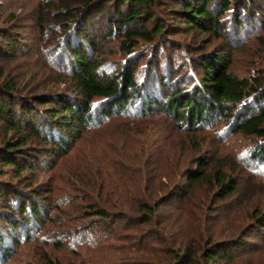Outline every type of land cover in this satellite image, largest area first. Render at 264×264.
I'll list each match as a JSON object with an SVG mask.
<instances>
[{"label": "rangeland", "instance_id": "374dc122", "mask_svg": "<svg viewBox=\"0 0 264 264\" xmlns=\"http://www.w3.org/2000/svg\"><path fill=\"white\" fill-rule=\"evenodd\" d=\"M59 1L0 0V30L3 36L15 39L18 48L14 59L0 56V85L18 82L15 89L29 96L69 92L70 77L68 73L66 78V72L71 71V66L68 71L63 67L57 69L50 63V58L65 54V41L70 40L71 31L68 28L69 33L65 34L64 27L58 28L57 20L52 18L53 11H41L46 8V3L57 4ZM68 1L74 8L81 4L78 0ZM174 1L155 0L150 15L156 20L145 18L121 29H117L115 17L109 15V3L102 12L94 14L89 20L92 24L89 30L91 42L97 48L92 60L102 65L98 72L111 75L129 64L133 65V76L138 80L153 62L160 61L158 55H161L177 73L180 72L179 78L184 79L187 72L200 78L197 63L217 57L228 64V72L233 77L245 79L249 84L258 83L260 89L264 88V0H243L247 10L239 25L234 21L240 9L237 0H233L231 9L221 19L222 25L211 34L185 29L178 14L180 7ZM214 3L209 7L211 13L219 10L218 1ZM159 25H163L164 30L155 37L154 43H144L140 34L144 30L153 32ZM126 33L135 34L132 38L137 42L134 57L126 56L122 50ZM5 40L0 41V46ZM243 107H229L226 120L215 116L213 127L194 136L180 135L176 126L164 117L154 118L155 133L148 139L152 143L158 140L157 144L153 145L146 137H138V142L150 146L146 148L148 157L141 163L148 172L147 183H161L175 190V197L165 209L166 226L164 229L156 225L143 226L139 231L123 229L119 225L121 229L116 238L110 237L113 228L103 227L99 219L84 215L91 200L83 189L84 175L89 173L85 174L83 170L97 167L101 157H107L111 167L136 168L127 157L131 154L126 148L128 143L121 138L122 124L127 120L111 119L107 126L81 134L69 149L53 146L58 153H52V147L42 143L40 138L29 135L26 129L20 132L9 129L0 117V193L13 197L12 204L21 200L26 204L24 215L16 206L14 211L15 218L21 215L25 222H18L14 232L0 228V236L3 235L5 240L0 249V264H169L167 260L185 251L183 248L176 252V247L169 243L176 239H184L188 242L184 245L197 252L209 240L211 243L220 241L226 246V241H237V237L240 247L229 251L230 260L223 264H264V163L252 157L258 147L264 146V143L259 145L264 139L236 130L237 116L243 112ZM23 109L25 112L26 105ZM18 114L12 118L13 123L18 122ZM18 141L23 142V146L17 148L16 156L22 163L25 159L31 160L27 169L21 166L20 174L4 166L2 161L6 151L16 148ZM186 142H189L188 150ZM201 159L208 163L205 169L208 173L219 169L237 185V192L221 199L213 184L188 188L186 173L197 170ZM181 192L186 194L183 200L177 196ZM31 205L37 208L36 218L29 213ZM247 210L254 216L249 221H246ZM257 220H261L262 227H257ZM27 221L28 226L24 224ZM157 233L168 243L153 241ZM137 237L145 238L150 244L128 243ZM3 250L7 254L2 258ZM195 261L203 264L200 258Z\"/></svg>", "mask_w": 264, "mask_h": 264}, {"label": "trees", "instance_id": "16d2710c", "mask_svg": "<svg viewBox=\"0 0 264 264\" xmlns=\"http://www.w3.org/2000/svg\"><path fill=\"white\" fill-rule=\"evenodd\" d=\"M78 1L81 4L77 8L69 4L68 0H60L57 4L48 2L45 4L46 8L41 9L44 13L53 11L52 18L57 20L58 28H65L66 31L63 30L65 34L71 31L70 40L65 41L63 49L65 54L61 57L55 54L50 58V63H54L57 69L63 67L68 71V66H71V71L66 72V78L68 79V73L70 77L69 92L63 91L56 94L43 92L29 96L24 95L22 90L15 89L18 82L9 81L0 85V117L4 118L9 129L17 132L26 129L29 135L40 138L42 143L52 147V153H58L53 146L64 150L69 149L75 140L80 139L81 134L105 127L111 119L127 120L122 124L121 138L128 143L126 148L131 154L127 157L136 168L111 167L107 163L108 158L101 157V163H98L97 167L83 170V173H89L84 175L86 180L83 182V189L89 193L88 199L91 200L86 206L87 210H84V215L87 218L99 219L103 227L113 228L110 234L113 238L118 236L121 229L118 228L119 225L123 229H139V231H142L143 226L153 225L164 229L165 209L170 206L171 200L175 197L173 194L175 190L161 183H147L148 172L141 163L148 157L146 148L150 146L138 140L146 137L150 141L148 137L155 133V117L161 116L169 120L176 126L180 135L194 136L207 127H213L215 116H221L226 120L230 112L228 108L239 106L244 107L243 112L237 116L239 120L235 124L236 130L259 140L264 139V88L260 89L258 83L249 84L245 79L233 77L228 72V64L217 57H210L197 63L201 72L200 78L190 72L185 74L184 79L179 78L177 75L180 72L177 73L176 68L157 53L160 61L153 62L149 69L139 75L138 80L133 76L135 70L133 65L129 64L111 75L98 72L102 65L97 63V60H92L93 52H96L97 48L91 42L89 29L92 24L89 20L94 14L102 12V8L109 3V15L115 17L114 21L119 25L117 29L130 27L136 21L149 17V21H154L156 18L154 15L151 16L150 12L155 0ZM217 1L219 10L214 13L209 11V7L215 5V0H175L174 2L180 7L178 14L184 21L185 29L211 34L216 33L222 25L221 19L231 9L233 0ZM237 2L240 12L236 14L234 22L239 25L247 9L243 0H237ZM42 22L45 23V20ZM162 30H164L163 25L156 26L153 32L144 30L140 34L141 40L146 44L154 43L155 37H158ZM115 32H109L108 36H112ZM134 36L133 33H126L123 36L121 47L126 56L134 57L136 54L133 50L137 45V42L132 39ZM10 38V36H3L0 30V41L7 39L0 46V56L5 59H14L18 53L15 39ZM25 105L26 109L23 112ZM17 113H19L18 122L15 123L17 125L21 123V126L12 122V118ZM157 141L150 142L155 145ZM27 142L26 139L25 143ZM263 143L264 140L259 141V145ZM188 145L189 142H186L187 150L190 149ZM21 146L23 142L18 141L16 148L7 150V155L2 160L4 166L15 170L18 174L23 171L21 166L27 169L31 163V160L26 159L22 163L21 158L16 156L17 148ZM194 150L198 149L192 151ZM252 157L264 163V146L258 147ZM208 166V163L201 159L197 170L186 173L188 188L191 189L200 184H213L218 189V196L221 199L237 192V185H234L231 179L228 180L219 169L208 173L205 170ZM155 174H158V170H155ZM180 191L181 189L178 193ZM177 196L183 200L186 194L181 192ZM12 198L10 195L0 193V206L5 208L0 209V228L10 232L17 229L18 222H25L21 215H24L26 211V204L22 200L17 201L18 204H12L10 202ZM25 200L28 201L27 198ZM15 206L18 207V212H22L18 219L14 215ZM29 213L36 218L37 208L31 205ZM246 215H248L246 221L254 217L249 210L246 211ZM260 223L261 220L255 222L257 227H262ZM24 224L28 226L29 222ZM257 230L261 231L262 228ZM240 231L233 232L231 237ZM156 235L153 241L164 245L168 243L166 238L159 237L158 233ZM1 236L0 249L5 243ZM237 239V241H226V246L221 245L220 241L211 243L209 240L197 252H194L191 246L184 245L188 242L179 238L169 243L176 247V252L183 248L185 251L167 261L169 264H197L195 260L200 258L203 264H223L230 260L229 251L240 247L239 238ZM128 243L150 244L142 237L131 238ZM6 254L3 250L1 257L3 258Z\"/></svg>", "mask_w": 264, "mask_h": 264}]
</instances>
